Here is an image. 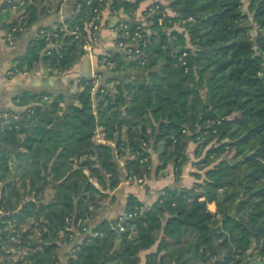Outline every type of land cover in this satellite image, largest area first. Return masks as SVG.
<instances>
[{
	"label": "trees",
	"instance_id": "obj_1",
	"mask_svg": "<svg viewBox=\"0 0 264 264\" xmlns=\"http://www.w3.org/2000/svg\"><path fill=\"white\" fill-rule=\"evenodd\" d=\"M30 1L5 25L12 44L40 17L42 0ZM143 1L74 0L7 71L40 61L50 74L68 69L85 54L95 10L122 24L121 45L99 57L116 88L82 76L80 90L24 92L14 97L24 110L0 113V209L13 211L5 223L28 248L14 258L3 229L0 264H58L60 245L72 249L67 264H139L153 245L143 264H191L192 247L202 264H264V0L154 1L142 24ZM214 138L197 162L202 181L165 187L149 206L129 194L119 216L96 218L102 191L150 175L148 148L177 180L188 142L205 148Z\"/></svg>",
	"mask_w": 264,
	"mask_h": 264
},
{
	"label": "crops",
	"instance_id": "obj_2",
	"mask_svg": "<svg viewBox=\"0 0 264 264\" xmlns=\"http://www.w3.org/2000/svg\"><path fill=\"white\" fill-rule=\"evenodd\" d=\"M73 1L42 0L43 9L38 20L30 26H24L15 42L9 44L4 37L5 25L15 19L18 20L24 11V5L31 1L12 0L11 3L10 0H0V113L19 107L14 103V97L24 92L33 93L45 90L68 94L80 90L82 87H78L76 81L82 76L93 77L96 74L99 77L96 83L105 84L106 86L113 83V81H107L109 77H112V74L107 70L103 59L99 58L110 54L116 49L115 38H117V34L113 27L116 25L118 18L115 15H110L107 8L103 9L101 13L100 43L94 48L92 55L84 54L80 56L72 66L60 73L53 72V74H50L49 69L40 61L30 70L14 74L11 77L7 75V71L16 65V58L24 53L26 45L36 35L37 28L68 18L73 13ZM154 1L163 2V0H145L140 3L139 10L143 11L145 7ZM119 15L123 16L121 13ZM137 16L138 9L135 12V17ZM96 138L102 141V134L99 129ZM110 144L113 145L112 142ZM148 151L151 157L150 175L144 180L141 179L140 184L132 181L133 179L122 178L116 188L102 191L105 196L98 208L97 219H113L119 216L123 212L125 200L129 194L134 195L144 205L149 206L162 193L159 190L172 187L173 181L171 182L172 175L169 167L157 170L159 164L158 153L152 150L151 147L148 148ZM10 158L14 159L12 154ZM120 164L122 165L123 162L120 161ZM207 207L211 211L215 210L214 203H209ZM153 250H155V245L148 250L140 251L139 264H143L145 255ZM71 253L70 246L60 245L57 249L58 264H67V257Z\"/></svg>",
	"mask_w": 264,
	"mask_h": 264
},
{
	"label": "rangeland",
	"instance_id": "obj_3",
	"mask_svg": "<svg viewBox=\"0 0 264 264\" xmlns=\"http://www.w3.org/2000/svg\"><path fill=\"white\" fill-rule=\"evenodd\" d=\"M166 2H167L166 0H163L162 3H166ZM244 5H245V2H244ZM105 8H107V7H105ZM139 9L140 8H138V16L135 17V18L138 19V20H142L141 21L142 24H145V22L143 20H145V17L147 16L148 6L145 7L143 11H140ZM120 13H121V15H123V17H127L126 14H124L122 12H120ZM134 15H135V13H134ZM21 16L22 15H20V17ZM101 20L102 19L100 18V28H99L98 31L97 30L93 31V29H87L89 31V35H91V36L92 35H96L97 36V40H96V42L94 44H91L90 43L91 40L88 39V43L85 45V46L89 45V48L86 49L87 52H88V55H92L94 53V48L98 45V43H100L99 33H100V30H101V25H102ZM117 26H119V25L116 24L113 27V28H115V31L117 29ZM174 26L177 27V25H174ZM180 29L181 28H179V30ZM4 37H5V41H7L6 40V33L4 34ZM115 45L116 46H120L121 45L120 42L118 44H116V38H115ZM103 62H104V60H103ZM92 78L94 79V85H95V87L98 86L100 83H96V81H97V79L99 77L96 76V74H95ZM109 86L112 89L113 88H116V87H114L115 86V82H113ZM202 93H203V91H202ZM83 98H85V95L83 96ZM92 98H93L94 101H96L94 97H92ZM24 109H25V106L22 105V106H19L17 108H14L13 111H16V113H17V112H20V111H22ZM4 116H7V113H5ZM16 116H17V114H15L14 117H16ZM22 136H23V133H20L17 137L18 138H21ZM201 141H203V140H201ZM109 142H112V141L109 140ZM215 143H216V138L212 139V141L205 148H202L201 146H199L200 143L198 144V143L189 141L188 144H187V146H186V148H185V154H186V157H187V161L181 166V173L179 174V177H178L177 180L175 178V176H176L175 175V171L174 170H170L171 171V175H172L171 176V182L173 181V184H171V185L172 186H175V185H179V186H191L194 182H200V181H202L204 170L203 169H199V167L197 165V162L204 156L205 150L209 146H211L212 144H215ZM196 150L199 151L200 153L198 154L196 152ZM9 165H10V168H11L10 170L12 171V173L15 174L19 170V165L16 162V160L15 159H12L10 157H9ZM158 176H160V174H158ZM128 180H130V178H128ZM137 180L138 179H133L132 181H135V182H138V183L141 181V179H139L138 181ZM143 180H144V178H143ZM163 189L159 190V191H162V193L159 194L161 197H164L165 196V193H164ZM1 191H2V185H1V188H0V192ZM49 193L51 194V192H49ZM12 212L13 211H11V213ZM6 216H8V215H6ZM4 224H5V228L4 229H7L8 230V232L6 233V236L7 237H6V239L4 241H7L8 250H10V252L13 253L14 258H16L19 252L23 253V251H25V250L27 251L28 248L26 247V245L25 246H21V243H20L21 242V239L19 237L20 234L17 233L18 231H16L17 230L16 228H14L13 223L9 221L8 225L6 223H4ZM11 235H13L14 238H16V240H17L16 242H14L13 240L10 239ZM31 236L32 235H30V237ZM14 243H17L18 245H15ZM114 245H117V242H115ZM190 263H191V261H190Z\"/></svg>",
	"mask_w": 264,
	"mask_h": 264
},
{
	"label": "built area",
	"instance_id": "obj_4",
	"mask_svg": "<svg viewBox=\"0 0 264 264\" xmlns=\"http://www.w3.org/2000/svg\"><path fill=\"white\" fill-rule=\"evenodd\" d=\"M98 2H102V0H98ZM101 12H102V9L101 10H95V15L86 23V29H93V31L95 30H99L100 28V18H101ZM23 16H21L17 21L20 22V20L22 19ZM122 24L119 23V26H121ZM12 30H14V28H12ZM6 40L9 44H12V38H11V33H6ZM89 40H91V44H94L97 40V36L96 35H89ZM89 48V45L87 46H84V49H85V54H88L87 50ZM9 74L12 73V71H8ZM144 208L141 207L140 210L142 211ZM11 214V211L10 210H5V209H0V232H2V230L5 228V225L4 226H1L2 224H4L6 222L5 218L6 215H10ZM11 240H13L14 242H16V238H14L13 235H11L10 237ZM26 252L23 251V253Z\"/></svg>",
	"mask_w": 264,
	"mask_h": 264
},
{
	"label": "water",
	"instance_id": "obj_5",
	"mask_svg": "<svg viewBox=\"0 0 264 264\" xmlns=\"http://www.w3.org/2000/svg\"><path fill=\"white\" fill-rule=\"evenodd\" d=\"M215 250H216V253L217 255L220 254V252L218 251V246L217 244L215 245ZM185 260H190L191 261V264H202L201 263V259H202V256L201 255H197L196 256V251H195V248L192 247L191 248V252L189 254H187L185 257H184ZM216 260H213L211 264H215L216 263Z\"/></svg>",
	"mask_w": 264,
	"mask_h": 264
}]
</instances>
